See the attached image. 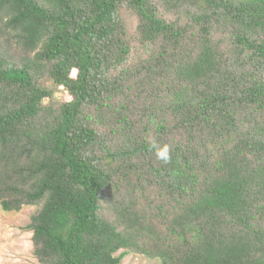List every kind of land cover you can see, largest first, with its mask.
Here are the masks:
<instances>
[{
  "label": "trees",
  "instance_id": "obj_1",
  "mask_svg": "<svg viewBox=\"0 0 264 264\" xmlns=\"http://www.w3.org/2000/svg\"><path fill=\"white\" fill-rule=\"evenodd\" d=\"M0 205L42 264H264V0H0Z\"/></svg>",
  "mask_w": 264,
  "mask_h": 264
},
{
  "label": "rangeland",
  "instance_id": "obj_2",
  "mask_svg": "<svg viewBox=\"0 0 264 264\" xmlns=\"http://www.w3.org/2000/svg\"><path fill=\"white\" fill-rule=\"evenodd\" d=\"M36 206L20 212H5L0 205V264H42L34 253L33 231L29 228ZM122 264H162L138 254H128Z\"/></svg>",
  "mask_w": 264,
  "mask_h": 264
},
{
  "label": "clouds",
  "instance_id": "obj_3",
  "mask_svg": "<svg viewBox=\"0 0 264 264\" xmlns=\"http://www.w3.org/2000/svg\"><path fill=\"white\" fill-rule=\"evenodd\" d=\"M154 147H155V145H154ZM156 154H157V157L159 159H162V160H164L166 162L167 159H168V155H169V149H168L167 146H164L163 148L157 149V153Z\"/></svg>",
  "mask_w": 264,
  "mask_h": 264
}]
</instances>
